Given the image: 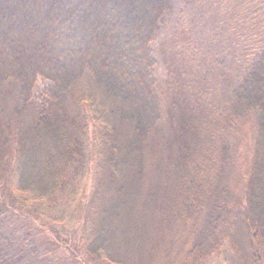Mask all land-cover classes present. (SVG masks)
I'll return each instance as SVG.
<instances>
[{
  "label": "trees",
  "instance_id": "1",
  "mask_svg": "<svg viewBox=\"0 0 264 264\" xmlns=\"http://www.w3.org/2000/svg\"><path fill=\"white\" fill-rule=\"evenodd\" d=\"M224 249L264 264V0H0V264Z\"/></svg>",
  "mask_w": 264,
  "mask_h": 264
},
{
  "label": "rangeland",
  "instance_id": "2",
  "mask_svg": "<svg viewBox=\"0 0 264 264\" xmlns=\"http://www.w3.org/2000/svg\"><path fill=\"white\" fill-rule=\"evenodd\" d=\"M156 43H153V47L155 48L154 50V56L157 59V66L155 68V76L159 79V82L161 84V87L159 88V92L161 93L162 91H165L164 86L167 87L168 81H172L173 78L171 77L170 73L168 72V67L166 64V61H162V59L159 56V50L157 49V47H155ZM161 52V51H160ZM47 84V82H45L42 79H38L37 82L35 83L34 89H33V95H35L36 97L40 96V90L42 89V87ZM169 85V84H168ZM169 87V86H168ZM171 87H169L170 89ZM164 94H161V98L163 103V108L165 109V103H167V100L163 99ZM91 128V127H90ZM91 148V147H90ZM245 149V147H241V148H237L236 152L237 154L239 153L240 156L243 157V153L242 151ZM167 173H169V171L166 172H161L163 176L162 179H160L158 177H156L154 179L151 178V174H149V177H147L146 179V183L143 186V194H142V198L146 199L147 201H150V205L153 204V206L155 207V205L159 202V195L160 193L163 192V190L165 191V188H167L168 186H170V183H172V176L168 175ZM171 173V172H170ZM168 175V177L166 176ZM144 180V179H143ZM169 184V185H168ZM238 176H236V181L235 183H233V185H228V188H232L233 190H236L237 186H238ZM149 186H153L152 188V192ZM222 187H224L222 185ZM149 193H153L152 197L149 198ZM213 200V199H212ZM216 201L218 202V200H213V202L216 203ZM63 240H65V236H66V232L63 231ZM173 243V242H172ZM207 264H235L234 262V258L233 255L231 254V252L229 251V249H224L222 250L217 256L213 257Z\"/></svg>",
  "mask_w": 264,
  "mask_h": 264
}]
</instances>
